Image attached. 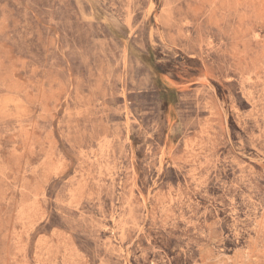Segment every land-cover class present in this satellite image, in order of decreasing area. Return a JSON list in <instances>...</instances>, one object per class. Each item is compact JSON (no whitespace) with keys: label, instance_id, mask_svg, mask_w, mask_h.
Listing matches in <instances>:
<instances>
[{"label":"rangeland","instance_id":"obj_1","mask_svg":"<svg viewBox=\"0 0 264 264\" xmlns=\"http://www.w3.org/2000/svg\"><path fill=\"white\" fill-rule=\"evenodd\" d=\"M0 264H264V0H0Z\"/></svg>","mask_w":264,"mask_h":264}]
</instances>
